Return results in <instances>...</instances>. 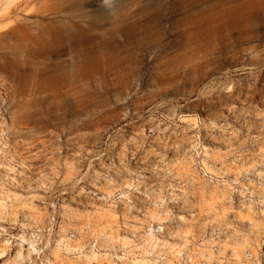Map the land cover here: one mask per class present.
Masks as SVG:
<instances>
[{"label":"rangeland","instance_id":"374dc122","mask_svg":"<svg viewBox=\"0 0 264 264\" xmlns=\"http://www.w3.org/2000/svg\"><path fill=\"white\" fill-rule=\"evenodd\" d=\"M0 264H264V0H0Z\"/></svg>","mask_w":264,"mask_h":264},{"label":"bare ground","instance_id":"6f19581e","mask_svg":"<svg viewBox=\"0 0 264 264\" xmlns=\"http://www.w3.org/2000/svg\"><path fill=\"white\" fill-rule=\"evenodd\" d=\"M16 258L17 259H20V258L22 259V253L21 252H18L17 255H16Z\"/></svg>","mask_w":264,"mask_h":264}]
</instances>
